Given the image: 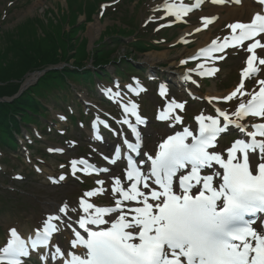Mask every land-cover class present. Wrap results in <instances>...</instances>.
I'll list each match as a JSON object with an SVG mask.
<instances>
[{
    "label": "snow or ice",
    "instance_id": "1",
    "mask_svg": "<svg viewBox=\"0 0 264 264\" xmlns=\"http://www.w3.org/2000/svg\"><path fill=\"white\" fill-rule=\"evenodd\" d=\"M201 2L195 0L194 6L198 7ZM258 2L264 5V0ZM164 7L171 14L175 5L166 3ZM180 7L185 15L193 10V6L181 4ZM179 15L177 12L176 16ZM215 19L202 17L203 27ZM227 27L231 34L223 42L218 43L219 38L213 40L210 47L200 49V55L208 57L211 52H224L227 47L241 48L246 41H253L244 48L250 55L241 71L239 85L222 98L224 101L239 99L237 107L231 112L218 108L216 116L200 114L195 117L197 129L185 127L167 136L159 144V151L147 156L150 162L147 172L141 166L143 161L138 164L128 155L125 174L130 184L126 187L120 177L112 178L111 206L90 202V198L108 189L98 187L85 192L79 201L82 215L76 223L86 237L73 229L74 238L70 241L71 249L85 251L66 254L58 244H51L52 236L61 231L56 222L67 225L71 219L68 212L77 211L65 203L42 222L30 243L15 228L9 229L10 239L0 249V264H22V258L28 257L30 250L40 247L49 253L43 260L47 261L50 255L61 264H264V220L259 229L254 226L257 217L264 214V79L256 80L258 90L256 87L245 90V79L255 78L261 71L260 66H264V57L257 55L258 48L264 50V12L255 13L249 22H234ZM215 71L218 69H208L207 74ZM108 91L111 93V89ZM159 94L166 96V86H160ZM115 96L119 97V92ZM245 96L247 100L243 99ZM214 99L221 98L212 97L210 102ZM184 108L185 102L171 99L159 111L157 119L183 123L176 110ZM138 109L135 102L125 104L124 113L134 116L135 123L127 116L121 121L131 129L136 141L125 138L124 143L130 152L137 154L141 147L137 125L146 123ZM249 117L256 122H249ZM229 126H235L248 139L238 138L227 149L213 150ZM114 156V159H105L117 163L121 159L119 149ZM70 164L73 175L77 171L87 174L110 171L97 169L84 159L72 160ZM78 165L84 167L78 168ZM217 167L222 171L216 170ZM104 183V180L97 181L100 186ZM126 202H135V205ZM107 225L110 226L101 227Z\"/></svg>",
    "mask_w": 264,
    "mask_h": 264
},
{
    "label": "rangeland",
    "instance_id": "2",
    "mask_svg": "<svg viewBox=\"0 0 264 264\" xmlns=\"http://www.w3.org/2000/svg\"><path fill=\"white\" fill-rule=\"evenodd\" d=\"M87 1L84 0V2ZM119 1L122 2L118 4ZM171 1L110 0L99 3L96 10L89 8L88 11L81 12L80 8H77L79 5L74 4V0H0V101H11L15 97L7 95L10 92L7 90L9 84L18 85L17 93H15L18 96L27 86L35 84L48 74H57L64 67L65 69L76 68L77 64H83L80 66V70H83L85 65L88 67L94 59L95 45L102 40L108 41L107 38L111 28H114L113 25L116 24L115 28H119L118 31L126 32L130 25L127 14L134 16V26L137 27V33H141L140 37L161 43L158 45L159 49L135 54L136 68L141 69L138 72L139 75L147 76V68H152L154 71L162 70L163 73L159 71V74L169 77L172 76L173 70L179 73L188 70L195 75L189 84L194 92L201 95L208 94L211 91L215 92V88H217V93L223 94L231 90L240 75L237 70L245 67L244 52L242 50L237 51L238 53L230 51L228 59L220 65V70L211 79L201 80L202 83L198 82L199 78L196 77L195 67L186 66L182 62L185 61L186 55L193 53L200 46L203 33H193L187 39L190 42L180 41V36L193 31L202 22V16L197 17L190 24L181 25V28L174 25L168 27L166 31H164L165 28L156 29V26L160 25L159 23L171 21V17H166V13L160 10L161 5ZM100 6L108 8L102 17L101 14L104 10H101ZM226 10L211 8L204 17L209 13L220 17ZM67 14L71 15L68 17V21L65 20ZM239 19L248 20L251 18L247 13L229 16L228 19L223 20L222 24ZM226 31L228 32V29H224V27L221 29L212 27L210 31L207 30L210 32L209 39L214 36L220 37V33ZM48 35L52 40L50 38L46 40ZM132 38L123 37L125 42L114 53V57H123L125 53L128 56L131 55V52L124 50V47ZM165 38L168 39L164 41ZM146 59L148 60L146 61ZM82 61L83 63H80ZM116 66L115 63H111L105 66V69L110 75H114ZM147 78L150 80L148 92L143 93L138 102L141 110L150 120L149 127L146 129L147 146L145 149L151 150L155 141L165 133L173 132L167 129L166 126L170 125L168 122L162 123L157 119V113L161 108H164L166 98L184 101L187 96L183 90L175 88L166 96H161L162 101L154 99L158 95L156 85L152 83L153 77L147 76ZM254 87L255 84L248 80L245 90H251ZM68 96L70 100L65 103V106L67 104L75 112L83 96L85 98L95 97L77 84H73ZM245 98L247 96L243 97V99ZM192 101L189 103V115L196 110H198L197 114L199 111L203 114L206 113L205 105L196 102L197 98ZM55 103L53 100L48 101L52 112L47 111L45 119L41 121L43 124L46 121L49 123L43 125L45 135L41 137V141L35 145V148H28L24 145L26 154H22L19 148L16 152H7L8 147L1 146L3 151L0 152V241L2 243L4 239L9 238V228L17 227L26 232L31 226L41 224L45 214L56 209L57 204L62 206L67 203L69 209H77L75 212L69 211L68 213L78 218L76 212L80 213L81 211L79 207L76 208V199H79L82 192L87 191L84 189L86 187L85 178L92 175L83 171L73 175L70 161L84 156L93 157L98 161L104 158L99 151H103L106 155L109 152V149L103 144L94 140L90 128L86 130V125L79 123L80 119L73 123L69 119L64 122L57 120V122L51 123L52 118H61L56 115L61 110L56 107L58 103L53 108ZM59 103L63 102L59 100ZM81 107L83 109V106ZM102 107L105 108L106 104H102ZM192 107L195 109L192 110ZM92 108L94 109V107ZM48 124L55 130H59L61 134H57L55 130L52 132L46 130ZM67 125L69 128L66 130ZM28 129L31 128L28 127ZM34 129L35 127L33 131ZM20 138L25 142L29 140L30 135L28 138ZM110 141H114V137ZM219 146L220 143L217 145V149ZM49 149H56V151ZM46 151L49 153L48 156L44 155ZM5 159L7 162H4ZM21 174L23 179H19ZM61 176L65 178L61 180ZM113 177H119V175ZM59 224L61 231L52 244H58L67 254L69 250H65L68 245L66 235L69 227L60 222ZM72 251L76 252V249ZM33 263L35 264V262ZM47 263L44 260L42 264ZM55 264H61V261L57 259Z\"/></svg>",
    "mask_w": 264,
    "mask_h": 264
},
{
    "label": "trees",
    "instance_id": "3",
    "mask_svg": "<svg viewBox=\"0 0 264 264\" xmlns=\"http://www.w3.org/2000/svg\"><path fill=\"white\" fill-rule=\"evenodd\" d=\"M74 4L79 5L77 7L83 9V4L74 0ZM95 6L92 8L94 9ZM74 8V7H73ZM67 14L65 20H69ZM64 18V17H63ZM131 20V18H130ZM119 28L111 29L108 36V41H100L95 45V55L92 60V64L95 65V69L86 68L80 70V66L83 64H77L76 68H66L58 71L57 74H48L43 79L39 80L35 84L27 87L20 95L13 97L11 101H0V146L6 145L11 149H16L18 143L15 138V133L20 132L22 125L32 123L40 124L41 120L46 117L48 111L47 102L53 100L58 103L59 100L65 101L67 94L70 91L69 82H78L82 84H90L92 88L95 80V76H107V72H104V66L109 63H115L118 66V72L122 75L133 71V63L128 60V55L125 53L123 57H114V53L119 50L124 42L122 36L132 34V29H127L126 32L118 31ZM52 40L51 36H47L46 40ZM132 51L134 48L138 52L146 51L148 48H153L154 44L149 40H136L130 43ZM82 58V57H81ZM80 63H83L80 62ZM104 72V73H102ZM17 86L9 84L7 90L10 95L17 93ZM12 89H9L11 88Z\"/></svg>",
    "mask_w": 264,
    "mask_h": 264
},
{
    "label": "bare ground",
    "instance_id": "4",
    "mask_svg": "<svg viewBox=\"0 0 264 264\" xmlns=\"http://www.w3.org/2000/svg\"><path fill=\"white\" fill-rule=\"evenodd\" d=\"M258 7H259V4L253 3L250 0H247L245 2H242L241 5H232V6H228V7H227V5H225L223 7H218L221 10H223V9H227V10L225 12H222L223 15L220 16L219 21H218V24H216L215 27H219L223 23V20L224 19H228L229 16L232 17V16L243 15L244 13H247L248 15H250L251 17H253V15L255 13L260 12V11H258L259 10ZM213 9L216 10L217 8L216 7H213ZM210 29H211L210 26L203 27V30L204 31H206V30H209L210 31ZM202 33H203V35H202V41L200 42V45H204L209 40V34H210V32H202ZM147 60L148 59H146V61ZM216 89L217 88H215V92L211 91V92L208 93V95H210V94H217ZM48 112H50V111H48ZM74 229L75 230H78V231L82 230V229L79 228V225L76 222L74 223ZM65 233H67V231H65ZM80 252H82V248H81Z\"/></svg>",
    "mask_w": 264,
    "mask_h": 264
},
{
    "label": "water",
    "instance_id": "5",
    "mask_svg": "<svg viewBox=\"0 0 264 264\" xmlns=\"http://www.w3.org/2000/svg\"><path fill=\"white\" fill-rule=\"evenodd\" d=\"M17 95V94H16ZM16 95H14V96H16Z\"/></svg>",
    "mask_w": 264,
    "mask_h": 264
}]
</instances>
